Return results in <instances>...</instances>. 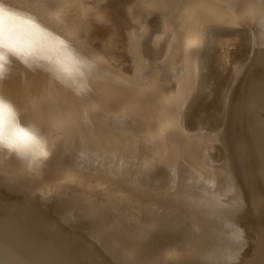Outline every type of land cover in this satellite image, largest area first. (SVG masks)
I'll use <instances>...</instances> for the list:
<instances>
[{
	"label": "bare ground",
	"instance_id": "bare-ground-1",
	"mask_svg": "<svg viewBox=\"0 0 264 264\" xmlns=\"http://www.w3.org/2000/svg\"><path fill=\"white\" fill-rule=\"evenodd\" d=\"M45 1L44 8L36 9L38 1L4 0L10 8L30 13L35 24L20 38L33 66L14 61L0 79V94L20 108L26 123L43 130L50 155L37 162L8 153L0 163V255L9 264H172L177 256L180 264H264V5L251 33L234 19L241 15H229L232 0L225 5L194 0L186 12L181 9L182 17L177 9L174 17L179 21H165L173 28L168 52L155 57L153 72L144 82L138 73L153 60L146 57L142 39L151 34V8L168 10L171 0H140L127 11L139 30L131 31L122 47L134 58L128 61L134 64L130 73L131 66L125 72V64L120 65L119 35L109 14L120 2L98 5L95 23L87 24L96 32L86 41L82 30L68 21L71 12L80 10L88 19L86 0ZM200 9L208 18H199ZM215 20L239 26L209 24ZM215 27L224 31L214 33ZM168 67L173 68L176 86L169 93L164 92L168 78L159 75ZM34 98L48 104L49 123L41 121L48 115L39 116ZM223 119L237 121L229 136L240 148L234 158H241L233 166L239 178L228 195L232 205L225 222L217 204L202 214L184 212V194L172 202L160 194L149 205L132 188L118 186L117 179L90 174L80 161L90 153L104 163L121 165L120 159L129 158L139 164L143 159L145 165L147 143L153 139L150 148L180 169L185 164L176 150L205 144L202 131ZM193 123L197 131L188 129ZM225 140L222 145L229 147ZM134 169L130 177L142 170ZM92 192H97L94 198ZM100 195L109 202L103 205ZM111 208L122 217L108 213ZM151 225L165 230L167 238L148 232Z\"/></svg>",
	"mask_w": 264,
	"mask_h": 264
},
{
	"label": "rangeland",
	"instance_id": "rangeland-1",
	"mask_svg": "<svg viewBox=\"0 0 264 264\" xmlns=\"http://www.w3.org/2000/svg\"><path fill=\"white\" fill-rule=\"evenodd\" d=\"M37 1L34 0V2H37L36 3L37 5L35 6L36 9L44 8V4H45V6L47 4L45 0H37ZM107 1L108 0H86L85 5L88 9H90L89 14L91 13L90 14L91 16L89 17V14H88V19H85L82 16L83 11L82 12H81V10H80V12L73 11L70 13V19L68 21H70L71 26H78L82 30V33L84 34V37L82 36V38L85 39L86 41H89L90 37L94 36V33L96 32V30H94V31L89 30L90 27L87 24L89 22L93 23L95 21L96 17L94 16V14H95L96 10L98 9V5L100 8L104 4H107V5H104L107 7V6H112V4L115 3V1L120 2L119 6L117 8H115V6L114 7L112 6L110 8L112 11H110L109 14L114 17L111 26L116 28L115 33L117 36L119 35L118 36V39H119L118 46H119V50H121L120 51V53H121V59L120 60L122 61V63L120 65L122 66V64L123 65L125 64L124 66H122V67H124V69H126L125 72H128V69H130L128 66H131V69L129 70V73H130L131 70H133L132 67L134 66V64H132V63H133L134 58H132L133 55L131 53L126 52L127 50H125V48H122V47H125L124 45L127 42L128 34L131 31H135L138 33L139 30L136 29L135 22L134 21L132 22V19L130 18L131 15L130 16L128 15L129 18L126 15L132 13V12H127V11H132V8H134V6H136V4H138V2L140 0H122V1L121 0H109L108 2ZM171 1L172 2H169L170 4L167 3V7H168V5H170V7H168V10L166 8V9L158 11V9H156L155 7L151 8V12L153 13L152 16L149 18L151 34H149V36L145 37V38L142 37V35H140L142 37V39H144L145 45L147 47V49H146V47H144V49H143L146 57L148 55L147 58H151V60L153 59L152 62H150V65H148L143 70V72H141L142 74L138 73L139 77L142 78V80L144 82L149 81V74H151L153 72L152 67L154 66L153 65L154 59H156L157 57H162L168 52L170 38L173 37V28H170L168 25H166L165 21L170 20L171 23H175L176 21H179V18H175V17H177L178 14H179L178 17L179 16L182 17V15H184V13H181V12H183V10H181V9L183 8L184 11L186 12L185 8L187 6H189L190 2H192L194 0H182L183 2L181 0H177V1H179L180 5L177 4L178 3L177 1H176V3L174 0H171ZM173 1H174V3H173ZM219 1L221 3L223 2L225 5L228 2H230L231 0H219ZM52 2L55 3V0H52ZM233 2H235V3H233ZM223 3H222V5H223ZM232 3L235 6L232 4L231 9H232V11L235 10L236 14H238V15L233 13L231 11V9H229V11H228L229 15L231 14V17L241 15L242 20H241V17L240 18L235 17L234 19L235 20L238 19V20H236L237 24H241V25H243V27L245 26L244 28L246 30H247L246 27H248L247 31H249L251 33L250 28H254L255 25L258 23L256 21L260 20V18H258V17L263 12L262 7L264 4L261 3L260 0H241V2H240V0H232ZM181 5H183V6H181ZM246 5H247V7H246ZM172 6H173V8L176 6L175 7L176 11L172 8ZM236 6H239V7L236 8ZM47 7H49V6H47ZM128 7H130L131 10H127V9H129ZM170 8H172V9H170ZM177 9H179L178 14H176ZM241 9H243V10L241 11ZM120 10L122 12H120ZM171 10H173V13L171 12ZM201 10L203 11V9L199 10V13H198L199 18H201V19L208 18L207 15H205V13H204L205 11L202 12ZM164 11H167V12H164ZM240 11H241V14L239 13ZM243 11L246 13L243 14L242 13ZM252 11H253V13H252ZM50 12H51V10H50ZM53 12H55V11L53 10ZM156 12H157V14H155ZM203 13H204V15H203ZM201 14H202V16H201ZM246 14H249V16ZM243 15H244V17H243ZM245 16H247L250 23L247 22L248 20H246L247 18ZM253 18L254 19L256 18V20H254ZM130 19H131V22H130ZM235 20H233V21H235ZM244 20H246V21H244ZM243 21L246 22L248 24V26ZM253 22L255 25L252 24ZM209 24H215V25L220 26V27L239 26V25H234V24L230 25L229 23H223V21H218V20H215L214 23H209ZM215 28L216 29L213 31L214 33L224 31V30H219L218 27H215ZM117 32H118V34H117ZM249 35H251V34H249ZM184 36L185 35H183L182 37H184ZM246 36H245V38H246ZM247 37H248V39L252 38L251 36H247ZM261 37H262V39L260 38L261 44L264 45V33L262 34ZM248 39H245V43L249 42V44H250L251 41H249L250 39L249 40ZM244 46H245V48H247L248 44L243 45V47ZM123 49L125 50L124 53H122ZM206 52H207L206 50L203 52L202 57H204ZM126 53H128L127 55H129V56L132 55L131 57H129L130 59L127 57V55H125ZM240 53H242V51L237 52V54H240ZM199 57H201V56H199ZM202 57H201L200 62H199L200 64L203 63L204 58H202ZM197 59H198V57H197ZM128 61H131L132 63H130ZM149 61H150V59H149ZM238 61L242 63L243 60H238ZM126 64H128V65L126 66ZM136 70L140 72L139 69H136ZM171 70H173V68L168 67V68H165V71H162L161 73H159V75H161L163 79L168 78L167 82H170L169 84H167V82L165 80L167 89L164 92H167V93H169L173 88L176 87L174 84V76L172 75L173 71H171ZM233 70L235 71V68L232 69V71ZM162 73L163 74L165 73V74L163 75ZM158 77H160V76H158ZM137 78H138V75H137ZM229 83H228V86H229ZM20 87H21V88H19L20 90H24V87H22L21 85H20ZM24 95H27V94L23 93L21 96H24ZM190 98H191V96H190ZM190 98H189V100H190ZM25 99H27V98H25ZM34 99H36V100H32V103L38 104V110H41V113L39 111V116H40V114L43 115V114L49 113V110H46V107L48 106V104H45V100L37 99V98H34ZM114 103H115V101L112 102V104H114ZM51 114L52 113L49 114L50 116L48 114L44 115V116L48 115L47 117H40L41 121H46V123H49V120H46V119L51 118ZM133 116L138 117V115H133ZM231 120H233V123H232V121H229V119H223L220 122L214 121L213 122L214 126L206 127V128H208L207 131H202V134H201L203 136V138L207 140L205 144L199 145V147H193V146L190 147L188 145H185L184 148H182L181 150H179V148H178L176 151H180L182 158H183V162L185 164V166L181 167L180 169H177V168L171 166L170 164H166V163H168V161L165 163L163 161L164 159H161V155L156 154L157 152L155 150H153V148L152 149L150 148L149 142L154 141L153 139L151 141L149 140V142L147 143V147H146L147 148L146 149L147 156L145 158H147L146 163L147 162L148 163L145 165L142 164V162L145 161L143 159H140V161H139L140 164H139L136 161L129 160V158H125L124 159L125 161L123 159H120L121 163H122L121 165H118V164L113 163V162H105L104 163V162L98 161V159H99L98 157H95V156L92 157L91 155H89L90 153L85 154V155H87V158H89V159L86 158L87 160H85L84 159L85 157H82V158H80V161L82 164L85 163L87 165V169H89L90 174L94 173L96 175L103 177L104 179L107 177L117 179L116 184L118 186L121 185L123 187H129L130 189L132 188L134 190L133 192L140 194L141 198L144 199L145 202H147L149 205L152 202H155L156 199H158L160 194H162L164 196V198H166L165 199L166 202H172V201H174V198L176 196H178L180 194H184V198L186 200L185 208L183 207L184 212H186V213L194 212L195 214H197L199 212V214H202L205 210H208L210 206L212 207L213 205L217 204V207L219 206V208H221L219 211V212H221L220 219L225 222L228 219V217H227L228 208L232 205L231 204L232 199L229 198V196L232 194L231 192L233 189L231 186L235 187L236 181L238 180L237 178H239V176L237 174L238 171L235 172V174H236V176H235V174L233 172V166L235 164L241 162L240 157L234 158L235 157L234 151L236 149H238L240 151V148L237 145L238 142L236 143V138H234V141H232V138L229 136V134H231V132L233 131L232 129L235 128V126H236L235 124L237 122L236 119H231ZM187 126H188V129L190 131H197L199 129L196 125H194V123L188 124ZM178 128H180V126ZM195 128H198V129H195ZM130 129L132 130L133 128L130 127ZM68 138H70V137L68 136ZM68 138L66 136V139H64V140H67V142H68L69 141ZM224 139H226L225 141H227V143H229V147H225L222 145V141L224 142ZM184 149H187L189 153L196 152V153H198L197 154L198 156H194V155H192L193 157L188 156V154H186L188 152H185ZM152 151H153V153H152ZM6 156H7V154L0 153V163L3 162L4 160H6L5 159ZM197 158H199V159H197ZM142 166H143V168H142ZM137 167H140L142 170L141 171L139 170V172H137L135 175L130 177V174H132L135 170L134 168H137ZM227 173L229 174V176ZM103 178H100V179H103ZM231 178H232V180H231ZM114 179H112V180H114ZM182 192H185V193H182ZM96 193L97 192H92L90 194V197L94 198V195H97ZM100 194H101V192H100ZM100 197H102V199H103V202H102L103 205H104V203L106 204V202H109L108 201L109 199L106 200L105 196L103 197L100 195ZM194 208H195V210H194ZM116 212H118V213H116ZM108 213H110V214L113 213V214H115V216L121 215V217L123 214L122 212L116 211L114 208H111ZM154 226H156V225H154ZM154 226L151 225L149 227L148 232H151L154 230V231H156V232H154V235L156 237L158 236V237H161L163 239L167 238L165 230H163V231L161 229L155 230ZM166 241L167 240H165V243H166ZM153 247H156V245H154ZM180 259H181L180 256H177L173 260H171V262H169V263L180 264L178 262V261H180ZM156 263L161 264L162 262H160V261L153 262V264H156Z\"/></svg>",
	"mask_w": 264,
	"mask_h": 264
},
{
	"label": "clouds",
	"instance_id": "clouds-1",
	"mask_svg": "<svg viewBox=\"0 0 264 264\" xmlns=\"http://www.w3.org/2000/svg\"><path fill=\"white\" fill-rule=\"evenodd\" d=\"M35 24L30 13L10 8L0 0V79L10 71L14 61L31 68L30 51L20 38ZM71 49V45H69ZM72 54L78 53L72 50ZM87 64L86 59L82 58ZM0 153L15 155L28 161L46 160L47 137L36 124L26 123L20 108L0 94Z\"/></svg>",
	"mask_w": 264,
	"mask_h": 264
},
{
	"label": "water",
	"instance_id": "water-1",
	"mask_svg": "<svg viewBox=\"0 0 264 264\" xmlns=\"http://www.w3.org/2000/svg\"><path fill=\"white\" fill-rule=\"evenodd\" d=\"M0 264H9V263L0 255Z\"/></svg>",
	"mask_w": 264,
	"mask_h": 264
}]
</instances>
